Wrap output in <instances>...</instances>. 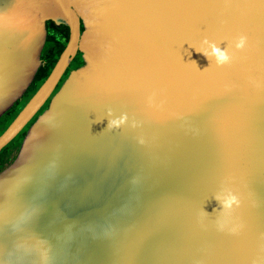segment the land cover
<instances>
[{
  "label": "water",
  "instance_id": "water-1",
  "mask_svg": "<svg viewBox=\"0 0 264 264\" xmlns=\"http://www.w3.org/2000/svg\"><path fill=\"white\" fill-rule=\"evenodd\" d=\"M47 20L0 151L83 63L0 170V264H264V0H0V119Z\"/></svg>",
  "mask_w": 264,
  "mask_h": 264
},
{
  "label": "flooded vegetation",
  "instance_id": "flooded-vegetation-1",
  "mask_svg": "<svg viewBox=\"0 0 264 264\" xmlns=\"http://www.w3.org/2000/svg\"><path fill=\"white\" fill-rule=\"evenodd\" d=\"M54 26V27H53ZM65 24H61V26H56L52 21L47 20L45 23V41L44 45L42 47L41 53H40V59H41V65L44 64V66L52 62L50 65V68L45 76H43L41 82L39 85L35 88V90L32 92V94L27 98V100L24 102V104L28 101V99L33 95V93L36 91V89L41 85V83L44 81V79L47 77L49 72L51 71L52 67L54 66L56 60L58 59L61 51L65 47L67 40H68V32L66 33ZM67 27V26H66ZM83 63L82 54L78 51L68 62V65L66 69L64 70L63 74L61 75L55 89L52 91L50 97L46 100L44 105L41 107V109L36 113V115L28 122V124L25 127H29L30 124L34 121L36 116L44 110L50 101L51 96L57 91L63 80L67 77L70 70L76 68L77 66L81 65ZM40 65V66H41ZM22 105V107L24 106ZM21 107V108H22ZM20 108V109H21ZM19 109V110H20ZM19 112V111H18ZM26 128V130H27ZM1 170V168H0Z\"/></svg>",
  "mask_w": 264,
  "mask_h": 264
},
{
  "label": "trees",
  "instance_id": "trees-1",
  "mask_svg": "<svg viewBox=\"0 0 264 264\" xmlns=\"http://www.w3.org/2000/svg\"><path fill=\"white\" fill-rule=\"evenodd\" d=\"M63 28H65L66 33H67L68 27L63 26ZM52 62L47 63L45 66L43 64L38 68L37 72L34 75V78L32 79L30 85L27 87L26 91L21 95L20 98H18L12 104V106L6 111V113L2 115L3 118L0 119V134L7 127V125L11 122V120L15 117V115L18 113L19 109L22 107V105L27 100V98L32 94L35 88L39 85L43 76H45L46 73L48 72ZM26 128L27 127H25L14 139H12L6 146H4L1 149L0 151V168L1 169L7 166L15 157L18 147L20 145V142L26 132Z\"/></svg>",
  "mask_w": 264,
  "mask_h": 264
},
{
  "label": "clouds",
  "instance_id": "clouds-1",
  "mask_svg": "<svg viewBox=\"0 0 264 264\" xmlns=\"http://www.w3.org/2000/svg\"><path fill=\"white\" fill-rule=\"evenodd\" d=\"M243 45H244V38L241 37L240 42L237 44V47H243ZM213 52L217 56L218 62H222V61L227 60L225 53L220 51L219 49L213 48ZM232 202H233V200L226 201L225 206H230Z\"/></svg>",
  "mask_w": 264,
  "mask_h": 264
}]
</instances>
